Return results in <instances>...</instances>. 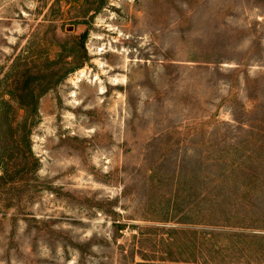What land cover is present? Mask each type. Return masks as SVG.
Masks as SVG:
<instances>
[{
    "label": "rangeland",
    "instance_id": "rangeland-1",
    "mask_svg": "<svg viewBox=\"0 0 264 264\" xmlns=\"http://www.w3.org/2000/svg\"><path fill=\"white\" fill-rule=\"evenodd\" d=\"M0 264H264V0H0Z\"/></svg>",
    "mask_w": 264,
    "mask_h": 264
}]
</instances>
